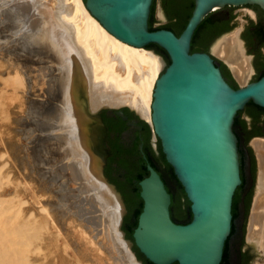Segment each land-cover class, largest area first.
Wrapping results in <instances>:
<instances>
[{
    "label": "water",
    "instance_id": "water-1",
    "mask_svg": "<svg viewBox=\"0 0 264 264\" xmlns=\"http://www.w3.org/2000/svg\"><path fill=\"white\" fill-rule=\"evenodd\" d=\"M83 2L87 11L110 34L135 47L147 49L148 45H156L165 51L169 60L167 63L150 49L163 63L153 88L150 122L128 106H104L93 113L86 103L83 108L85 117L92 121L86 126L89 151L97 160L94 163L96 170L121 202L119 230L123 239L127 240L140 264L144 263L134 248L150 264H221L231 232L233 195L241 185L234 121L238 112L249 103L264 111V75L233 88L213 56L206 52H191V42L196 29L208 15L226 8L258 7L264 19V0H194L191 15L179 36L167 29H149L153 0ZM159 11L165 19L162 8ZM228 33L230 31L219 35L212 45ZM123 108L145 122L151 129L153 141L159 142L165 161L189 202L191 219L188 223L178 224L171 218L170 208L173 217L179 220L186 218L188 208L159 154H154L153 159L166 185L161 175L146 162L148 175L138 182L142 209L132 234L126 233L136 208L133 207L130 217L124 221L127 212L124 197L119 188L109 182L104 170L109 148L105 140L107 128L102 119L105 112L133 126L136 121H128ZM246 119L249 120L248 117ZM135 132L124 133L123 143L127 147L132 146ZM139 150L143 154L142 146ZM143 157L146 160L144 154ZM128 159L131 161L128 168L136 174L139 168L132 163L138 158L133 155ZM113 166L117 167V164ZM125 172L127 169L119 166V171L112 175L119 176ZM129 190L123 189L124 193ZM171 194L175 200L172 206Z\"/></svg>",
    "mask_w": 264,
    "mask_h": 264
},
{
    "label": "bare ground",
    "instance_id": "bare-ground-1",
    "mask_svg": "<svg viewBox=\"0 0 264 264\" xmlns=\"http://www.w3.org/2000/svg\"><path fill=\"white\" fill-rule=\"evenodd\" d=\"M22 3L24 4L23 1ZM23 4H18L19 10L17 7L9 10V19L10 24L17 29L18 18L31 15V18L29 17L31 24L27 26L29 29L23 32L20 30L21 27H18V31L23 33L20 34L19 41L24 46L39 48L31 62L37 69L38 84L47 85L45 92L48 93V100L46 99L48 105L42 116H50L48 121L52 122L49 127L58 132L56 145L59 144L63 149L65 161L69 163L67 166L69 173H65L69 174L70 180H78L81 185V188H78L79 193L84 192L83 194L88 195L92 200L85 202L83 198L84 200L79 199L83 204H78V201L74 204L85 213L87 202L92 203L87 204L90 208L86 211V215L88 213L93 215L95 210H99L98 213L101 214H98L99 217L96 215L98 222L100 221V225L106 230L111 248L119 253L117 262L140 264L119 230L121 202L94 165L97 160L93 159L94 155L89 151V131L86 126L92 121L85 117L83 108L86 103V107L93 113L104 106L115 108L127 105L141 118L150 117L151 121L153 88L163 68L162 60L153 52L129 45L110 34L87 11L83 0H31ZM32 9L36 11V13L33 11L36 16L31 13ZM161 17L163 18L162 13ZM238 34L239 31L236 30L216 40L212 45V52L221 54L234 75L245 84L253 68L250 67L249 58L245 55ZM36 110L37 107L33 109L38 112ZM43 122L40 126L38 124L40 130L45 128ZM251 145L258 163V172L246 241L254 246L253 250L255 249L257 253L254 264H264V139H253ZM56 172L57 176L53 172L52 179L57 177L59 179L63 174V172L60 174L59 168ZM3 177L0 169V187L6 182ZM52 188L54 189L53 186H49L48 190H53ZM10 193V191L0 193V264L15 262L23 264L22 260L30 264V250L27 249L32 244L33 237L27 231L33 227V215L27 213L24 219L19 221L21 207L13 200H16L15 197H10ZM67 195L66 199L71 198V195L69 197ZM16 234L19 235L16 242L19 245L3 252L2 249L6 248L5 244L12 241L10 237Z\"/></svg>",
    "mask_w": 264,
    "mask_h": 264
},
{
    "label": "rangeland",
    "instance_id": "rangeland-1",
    "mask_svg": "<svg viewBox=\"0 0 264 264\" xmlns=\"http://www.w3.org/2000/svg\"><path fill=\"white\" fill-rule=\"evenodd\" d=\"M22 1L24 4H27L31 0H27L28 2L26 0H0V169L2 176H4L3 178L6 179V182L0 187V193L10 191V197L16 198V200H13L17 201L21 207L19 221H22V218L24 219L27 213L28 215H33V227L30 226L32 227L31 230L27 231L33 237L32 244L27 249L28 251L30 250V264H125L119 263L116 260L119 258V253L116 249L111 248L106 230L100 225V221L98 222V217L101 214L98 213L99 210H95L96 212L93 215L92 213L86 215V211L90 208L87 205L90 204L89 202H87V206L85 205V213H82V210L74 204L78 201V204L81 205L83 203L80 200L84 199L85 202L88 200L92 202V200L88 198V195L85 196L84 192L81 195L79 193V189L81 188L80 182L78 180H70L69 174H66L69 173L67 169L69 163L65 161L63 149L60 148L59 144L56 145L58 142H55L57 141L55 139L58 132L49 127L52 122L49 123L48 121L50 116L43 117V112L48 105L46 102L48 100V93L45 92L47 85L38 84V78H36L37 69L35 64L31 62L33 55H35L39 48L24 46L19 41V38L23 35L21 31L24 32L29 29L27 26L29 27V24H31V15L29 14L30 18L28 15L27 17L18 18L17 22L19 24L17 23V25H19V28L21 27V31H18V27L16 29L10 24L9 10L15 7L19 10L18 4L22 5ZM159 8H162L165 19L161 17ZM33 9L31 13L36 16V11ZM230 12L234 15V19L231 23L232 28L229 31L233 32L241 29L238 37L244 42L245 55L249 58L251 69L252 67L254 68L247 82L253 81L257 75L256 65H264V59H256L255 54L252 52L254 47L249 43L250 41L247 39L248 36L245 30L251 24L263 23V20L254 9L248 6L226 8L216 12L215 17H222ZM26 21L27 23H25ZM168 26H179L176 15L174 12L168 13L166 11L163 0H155L153 27L165 28ZM213 41L208 45V52L218 63L228 69L237 86L242 85L241 80L232 75L228 68L230 66L222 55L212 52L211 45ZM147 50L151 51L150 49ZM261 53L264 55V46L261 48ZM33 68L35 69L31 70ZM31 105L35 106L31 107ZM36 107L38 112L33 111ZM242 116L247 117L245 111L242 113ZM260 116L263 115L260 114ZM143 119L150 121V117ZM42 121L45 123V128L40 130L39 126ZM35 127L36 130L34 129ZM153 138L151 132L150 146L155 156H158L157 141L154 142ZM58 154L64 157V159L59 157L60 155ZM58 168L61 170L60 174L62 172L63 174L59 176V179L58 177L57 179H52L53 172L57 176L56 171ZM257 172L258 163L256 174ZM67 177H69V180ZM49 186H53L54 189H52L54 191L48 190ZM69 191L76 194H72ZM67 194L71 195L72 199H66L65 196ZM85 197L88 199L86 200ZM13 235L10 237L11 243L5 244L6 248L2 249L3 252H7L8 248L19 245L16 243L19 235ZM246 237L247 228L244 234L245 241L247 240ZM255 259L256 256L253 257L250 264H254L256 262ZM3 262L5 263L6 260ZM22 262L23 264H27L26 260H22ZM11 264L20 263L15 262Z\"/></svg>",
    "mask_w": 264,
    "mask_h": 264
},
{
    "label": "trees",
    "instance_id": "trees-1",
    "mask_svg": "<svg viewBox=\"0 0 264 264\" xmlns=\"http://www.w3.org/2000/svg\"><path fill=\"white\" fill-rule=\"evenodd\" d=\"M193 1L194 0H163L165 3V8L168 13L174 12L177 18V24L178 27L168 26L166 28H169L170 31L175 33L177 36L181 34L183 29L185 28L187 21L191 15L192 9H193ZM154 2L153 0L151 11H150V17L148 21L149 29H164L163 27L154 28ZM252 9H254L260 16V18L263 20V23H258L256 25H249L245 32L247 34V39L250 41V44H253V38L256 37L259 41V45L252 50V52L255 54L256 59H264V55L261 53V48L264 46V19L262 12L258 7L254 6H248ZM234 19V15L230 12L226 15H223L222 17H215L214 14L208 15L203 22L198 26L196 29L193 39L191 42V52H207L208 51V45L211 41L216 39L219 35L222 33L228 32L231 30L232 26L231 23ZM147 49H153L155 52L159 55H161L167 63H169V60L167 58V55L165 51L161 48H159L156 45H148L146 47ZM257 69V75L254 80H258L261 76L264 75V65H256ZM220 70L227 80V82L233 87L237 88V85L235 84L234 80L232 79L228 69L220 64ZM253 80V81H254ZM246 109L244 111H247L248 114L252 115L253 117H258L260 114H264V111L256 106H254L252 103H249L247 105ZM124 113L129 117L133 119H137V117L134 115L133 112L129 111L127 108H123ZM244 111L238 112L237 118H235L234 125L238 122H240L243 126V128L246 130L247 123L244 119H242V113ZM104 119L106 120L107 126H108V136L107 139L109 141L110 145V153L109 157L107 159V164L105 166V174L107 178L109 179V182L116 185L119 190L121 191L123 197H124V203L126 208L129 212L132 211L133 207L136 208L135 210V221L132 222V224L128 227V230H126V233L132 234L133 229L136 226V220L141 212L142 209V201L139 198V186L138 182L141 181L143 178H145L148 173L146 171L145 164L146 162L150 163L154 169L161 175L162 179V173L158 166L156 165L154 161V153L151 150V147L149 145V139L151 136V130L150 127L143 121H139L140 129L136 130L135 132V140L131 147H127L125 143H123L122 139L120 138L121 133L127 128L126 122L121 120L119 117H108L105 112L102 113ZM234 127V126H233ZM113 134V137L111 138L110 135ZM142 146V152L146 157V160L143 157V154L139 150V146ZM158 146V153L159 157L163 161L164 165L167 168V172L169 173L170 177L174 180V182L177 185V188L179 192L183 195L185 198V203L187 205V208L189 209V202L187 201L183 189L179 182L177 181L172 168L167 164L165 161L164 155L161 152V147L159 142L157 141ZM136 156L138 159L133 162V166H137L139 168V171L135 174L130 171L128 168L130 166L129 156ZM116 163L117 167H114L113 164ZM119 166L127 169V172L120 174L119 176H113L112 173L119 171ZM164 180V179H163ZM165 182V180H164ZM166 185V182H165ZM167 187V186H166ZM124 188H130L128 193H124ZM168 189V188H167ZM169 191V190H168ZM170 192V191H169ZM172 203L171 206L174 203V196L171 194ZM191 218H189L186 223L190 221ZM185 223V224H186ZM137 252V257L143 261L144 264H150L148 263L142 255L139 254V252L134 248ZM226 259V253L224 254L223 260Z\"/></svg>",
    "mask_w": 264,
    "mask_h": 264
},
{
    "label": "flooded vegetation",
    "instance_id": "flooded-vegetation-1",
    "mask_svg": "<svg viewBox=\"0 0 264 264\" xmlns=\"http://www.w3.org/2000/svg\"><path fill=\"white\" fill-rule=\"evenodd\" d=\"M164 29L169 30V28L166 27ZM252 40H253L252 45L254 48H256L259 45V41L257 40L256 37L253 38ZM206 53L209 52L207 51ZM218 64L220 68V63ZM246 107L248 106L246 105L243 111L246 109ZM245 113L249 118V120H247L245 117L242 116V119H244L247 123L246 130L243 128L240 122L236 123L233 127L234 132L238 139V146H239L241 185L235 190V193L233 195L232 210H231L232 212L231 232L229 238L225 243L224 251H223V257L224 254L226 253V259L223 260L222 258L221 264H250L252 262L253 257L255 256L257 257V253L255 249L253 250L254 246L250 243H247L248 241L244 240V234L246 228H248L247 226L250 216L249 213L253 205V200H254L253 196L255 194L256 181H257V174H256L257 160H256L255 152L251 146V141L256 138L264 139V114H262L263 116L255 118L252 115L248 114L247 111H245ZM106 115L108 117H113L112 115H108V114ZM102 119L107 128L105 140L110 153V145L107 139L108 126L106 120L103 117V114H102ZM128 121L130 122L136 121V123L133 126H129L127 125L126 122L127 128L120 135L122 141H123L124 133H130L133 130L140 129L138 118L133 119L128 117ZM110 137L112 138L113 134H111ZM105 166H104V170H105ZM170 213L173 221L178 224H185L186 221H188L190 218L189 209L186 210V218L182 220L173 217L171 208H170ZM128 217H130V212L127 209V212L123 220L125 221L126 218L128 219ZM134 221H135V216H132L131 222Z\"/></svg>",
    "mask_w": 264,
    "mask_h": 264
}]
</instances>
